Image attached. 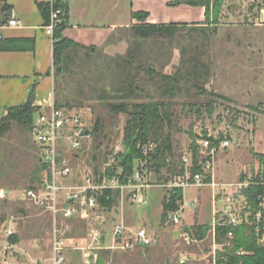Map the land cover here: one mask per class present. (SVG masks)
<instances>
[{"label":"rangeland","instance_id":"obj_1","mask_svg":"<svg viewBox=\"0 0 264 264\" xmlns=\"http://www.w3.org/2000/svg\"><path fill=\"white\" fill-rule=\"evenodd\" d=\"M128 1L131 7L133 0ZM161 1L139 0L138 4L150 8L159 18L181 13L196 17L197 10L168 8ZM215 1L211 0L212 5ZM124 34L128 49L138 46V51H134L136 57L128 67V77L118 68V63L127 65L119 58L127 52L109 55L97 48L71 57L70 65L66 69L62 66V72L54 75L57 105L75 108L83 113L90 126L95 128L99 123L101 129L95 134L89 155H83L79 162L82 171H88L89 166L98 174L109 160L112 167L108 174L122 171L120 165L127 152L124 140L128 116L111 112V105L121 103L119 89L126 79L144 91L143 100L131 103H171L172 123L163 124L158 141L162 143L171 137L170 157L175 165L184 155H191L194 144L200 150L196 141L201 137L211 135L219 141L228 140L230 146L217 154L215 180L219 188L215 224L212 189L204 186L184 192L185 200L200 201L196 213L185 212V228L207 225L204 239L195 242L192 237L187 241L174 225L161 224L166 191L158 185L180 174L179 166L174 173L164 170L160 180L155 172L150 173V181L156 186L147 190L145 204H132L125 194L124 200H118L109 212L96 213L106 217L105 225L99 228L109 231L115 220L130 231L144 227L155 244L126 253L103 251L89 264H180L181 255L187 257V264L219 261L224 264L227 256L248 255L244 249L235 247L234 235L217 244L214 227L224 217L226 222L234 220L237 226L247 227L257 244L264 247V237L256 233L254 220L259 209L258 196L262 193L252 194L255 185L264 183V0H224L216 18L211 15L200 23L186 22L173 37L158 34L136 43L132 33ZM197 63L205 65L209 72L206 83L198 90L194 82L185 79L186 71ZM150 67L181 78L174 97L163 99L157 78L151 80L147 74ZM120 143L122 149L116 152L115 147ZM44 174L30 130L12 123L10 131L0 137V189L9 192L0 199V264H53L54 229L61 227L67 228L69 264H87L83 259L87 251L73 247L74 243L82 247L89 244L90 222L55 220L51 213L22 200L23 192L37 185Z\"/></svg>","mask_w":264,"mask_h":264},{"label":"built area","instance_id":"obj_2","mask_svg":"<svg viewBox=\"0 0 264 264\" xmlns=\"http://www.w3.org/2000/svg\"><path fill=\"white\" fill-rule=\"evenodd\" d=\"M51 3L49 21L43 27L47 36L53 38L55 29L62 22L63 10ZM21 20L15 12H12L11 19L7 23L8 28H18ZM32 136L40 152L42 166L45 174L42 180L33 188H29L22 194V200L30 202L43 211L49 212L57 220H86L90 222L92 228L89 233V244L86 247L74 243V250L87 251L83 254V259L87 264L103 251L131 252L138 248H147L155 244V240L150 236L148 230L140 227L135 231H130L123 223H117L110 231H105L100 226L106 223V217L96 215L97 211L103 213L109 210L100 207L98 197L105 195L108 191L121 193V200L125 194L132 204L141 206L146 203V192L156 186L150 181L152 170L151 162L158 144L154 141L140 143L138 150L142 157L134 165L130 176H125L123 171L109 175L108 170L112 167L110 160L104 165L100 173H96L94 168L87 166L88 171H82L79 162L82 156L93 148L95 139L94 126H90L83 113L75 108L60 107L53 105L47 111H40L33 124ZM199 145L198 163L199 171L192 173L193 154L184 155L180 158V168H184V174H178L174 178H167L165 183L158 186L164 187L165 191L182 190L183 199L178 203L179 208L170 212L166 223L172 224L176 232L187 241L192 240V236L186 231L184 225V214L186 211L196 213L200 201L197 198L184 199V192L188 188H201L208 186L213 194V219L217 222V188L215 180V165L219 151L229 148L228 140L219 141L213 139L211 135L201 137L196 141ZM218 142V143H217ZM122 149V143L115 147V151ZM264 189V183L262 184ZM9 192L0 189V199L6 198ZM109 199V196H107ZM259 209L254 218L256 233H262L264 237V192L258 196ZM224 224L237 226L236 221H229ZM93 225L98 227H93ZM221 225V221L214 227ZM67 228H55L52 243L53 264H69L68 250L66 242ZM228 236H232L229 233ZM195 239V238H194ZM197 242V239L192 240ZM178 262L187 264L188 259L181 255Z\"/></svg>","mask_w":264,"mask_h":264},{"label":"trees","instance_id":"obj_3","mask_svg":"<svg viewBox=\"0 0 264 264\" xmlns=\"http://www.w3.org/2000/svg\"><path fill=\"white\" fill-rule=\"evenodd\" d=\"M224 0H216L213 5L211 0H176L170 5L178 6L181 4H186L193 7H202L205 9L206 20H209L211 15L217 17L221 6ZM54 6L56 8H61L63 14L61 16L62 22L55 29L53 40V57H54V75L62 72L63 67H68L70 65V58L77 56L81 51L91 52L96 50L95 47H86L80 45L71 39L64 36V31L67 28V8L64 7L60 2H55ZM47 22L49 21L51 4L40 5ZM213 9V10H212ZM213 11V12H212ZM132 17L136 19L139 24L132 27V36L136 43L140 41H145L153 38L158 34H167L169 37L176 35L178 30L184 23H170V24H149L147 20L149 18V13L147 12H133ZM1 42V41H0ZM4 49L0 45V50ZM138 51V46L134 49L129 48L125 57H119L122 61L124 60L125 64L122 65L118 63V68L122 73H125L126 76L130 74L128 67L130 62L134 60L136 54L134 51ZM129 59V61L126 60ZM148 76L151 80L157 78V83L160 85L159 90L163 95V99L166 97L172 98L179 89V84L181 78L176 75H166L157 72L152 67L147 70ZM208 69L205 65L197 63L189 71L185 73V79L188 82H194L196 89H201L208 79ZM127 76V77H128ZM129 80V81H128ZM122 99L121 103L111 105V112L115 114H126L128 116V122L125 129V140L124 146L127 150L126 154L123 156L121 162V168L124 175L130 176L133 172L134 165L138 159L142 157L140 151L138 150V143H147L149 141L156 142L158 148L153 155L151 162V168L155 172L156 176L160 180L162 178L164 170H167L168 173H174L177 171L180 166L179 161L175 165L172 163L170 154L172 152V143L171 137L168 136L162 143L158 141L159 135L158 132L162 130V126L165 122L171 125V103L166 104L164 101H150L148 103H131L133 101L143 100V89L131 79H126L125 82H122L121 88L119 89ZM223 100L229 101L226 97H221ZM56 106L57 103H56ZM40 110L33 106L32 100H29L28 103L21 106H14L8 109V113L5 117L0 120V137H4L11 128L12 123H18L19 125L30 130L32 134L33 124L37 118ZM95 134H99L101 129L99 123H97L94 128ZM190 151L193 154V167L191 171L193 174L199 171L197 166L198 163V146L193 145L190 148ZM257 156H263L256 154ZM44 170V167L42 166ZM110 174V173H109ZM180 174H184V168H180ZM111 175V174H110ZM40 178L38 179V181ZM35 185L30 186L33 188ZM264 189L262 183L255 185L252 189V194L258 195L263 193ZM109 196V199H107ZM183 199L182 190H173L166 191L162 202V215H161V224H165L167 216L170 212L176 211L179 208L178 203ZM252 200V199H251ZM98 201L102 209L110 210L116 206L118 203V193H113L108 191L105 195L99 196ZM207 225H193L190 228H186V231L194 237L195 239L202 240L204 239L207 232ZM229 233H232L235 237V247L244 249L249 254L236 257L235 255H230L226 257V262L224 264H264V247L259 246L256 242V239L248 231V228L245 226H230L227 224H221L216 227V242L217 244H222L223 240L228 236ZM220 264V261L218 262Z\"/></svg>","mask_w":264,"mask_h":264},{"label":"crops","instance_id":"obj_4","mask_svg":"<svg viewBox=\"0 0 264 264\" xmlns=\"http://www.w3.org/2000/svg\"><path fill=\"white\" fill-rule=\"evenodd\" d=\"M139 0H0V120L8 109L32 100L33 106L47 111L55 102V77L53 38L43 27L47 20L40 5L60 2L67 8V28L64 36L86 46L104 50L107 54L123 55L127 52L124 33H132L139 24L133 12H147L149 24L203 22L205 9L186 4L170 5L176 0H162L168 8L196 11V17L187 13L159 18L150 8L141 7ZM15 12L21 20L18 28H8L7 23ZM123 34V37L121 36ZM114 41V42H113ZM113 223L110 229L116 225ZM109 229V231H110ZM93 258L91 262H95Z\"/></svg>","mask_w":264,"mask_h":264},{"label":"water","instance_id":"obj_5","mask_svg":"<svg viewBox=\"0 0 264 264\" xmlns=\"http://www.w3.org/2000/svg\"><path fill=\"white\" fill-rule=\"evenodd\" d=\"M225 217L221 220V224H224L225 223ZM91 260H92V257H91Z\"/></svg>","mask_w":264,"mask_h":264}]
</instances>
